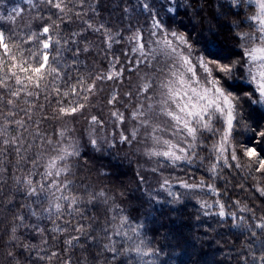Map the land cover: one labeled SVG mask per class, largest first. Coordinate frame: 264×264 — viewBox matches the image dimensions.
Masks as SVG:
<instances>
[{
    "label": "trees",
    "instance_id": "16d2710c",
    "mask_svg": "<svg viewBox=\"0 0 264 264\" xmlns=\"http://www.w3.org/2000/svg\"><path fill=\"white\" fill-rule=\"evenodd\" d=\"M65 3L71 11L59 20L58 16L64 14L47 0H0V30L25 36L57 20L60 37L69 41L61 51L64 64L72 65L76 60L81 73L107 74L113 70L114 58H118L115 68L122 67L123 73L118 79L97 81L96 93L90 95L84 102L85 108L75 116L53 118L54 94L46 100L41 93L32 107L24 103L33 101L32 97L22 96L18 101V116L9 119L26 118L21 109L32 113L28 131L23 132L25 146L30 144L31 148L27 152L21 149L27 161L41 154L44 160L54 155L49 145L41 148V140H56L61 130L67 139L78 144L79 155L71 159L72 171L66 179L82 199L79 212L69 214L65 209L60 219L54 213L50 218L45 211L46 194L36 202L35 197H27L16 184V177L24 176L31 163L18 162L14 148L6 153L0 151V264H145L149 260L153 264H264L260 260L264 255V229L256 227L257 223H264V196L257 191L258 185L264 186V172L255 171L257 164L244 155L246 147H255L264 158V137L258 135L264 131V105L253 104L245 94L252 93L254 99L258 98L254 86L248 83L239 39V33L252 31L248 17L254 13L255 6L247 0H240L239 6H233L232 0H65ZM145 3L149 5L147 10ZM16 8L21 10V15L9 20ZM154 14L166 28L183 32L189 38L194 56L210 53L222 62H240L232 79L226 81L229 90L240 97L239 114L233 122L232 147L225 153L228 166L221 160L215 173L210 170L216 161L212 145L219 142V132H203L196 149L197 158L191 164L179 162L175 166L163 158L145 154L151 143L145 139L143 129L131 144L120 142L121 132L130 137L138 126L132 112L143 99L137 95L143 83L141 77L153 74L144 64L129 71L135 68L138 56L132 51L134 45L129 37L140 30L145 40H149ZM88 23L93 26L91 29ZM97 28L100 30L95 31ZM73 33L80 35L73 37ZM108 36L112 37L110 42ZM77 47L78 57L72 51ZM197 72L202 74V69L197 68ZM0 95L9 98L3 90ZM113 95L116 100L109 104ZM3 107L0 103V108ZM114 111L123 113L122 124L112 115ZM93 115L102 121V127L90 124ZM214 127L222 130L223 122L217 118ZM8 131L11 136H17L23 130L13 125ZM37 131L40 137L35 135ZM92 138L97 139L98 147L92 146ZM2 140L0 137V146ZM233 147L237 160L231 159ZM164 180L169 184L162 187ZM181 181L190 184L203 181L204 185H212L218 195L207 187L184 188ZM100 192L105 196L89 202V194ZM216 201L224 205L225 219L219 217ZM204 202L211 207H201ZM242 208L247 210L241 211ZM118 213L127 217L126 228L142 225L140 239L156 255L138 257L134 252L121 251L113 260L112 254L104 251V244L109 243L106 237L118 223L113 216ZM230 213L236 214V221ZM18 216L25 218L23 225ZM81 224L85 226L83 234L74 231ZM13 227L20 238L18 243L10 241ZM57 228L64 231H56ZM72 236L80 239L70 246L67 241ZM113 239L120 249L133 243L119 237ZM19 244H27L28 250ZM53 252L57 255L51 257ZM37 254L51 259L39 260Z\"/></svg>",
    "mask_w": 264,
    "mask_h": 264
},
{
    "label": "snow or ice",
    "instance_id": "6c2138e0",
    "mask_svg": "<svg viewBox=\"0 0 264 264\" xmlns=\"http://www.w3.org/2000/svg\"><path fill=\"white\" fill-rule=\"evenodd\" d=\"M47 3L59 13L64 14L58 16L59 20H63L67 12L71 11L67 9L65 0H47ZM239 3L240 0H232L233 6H239ZM247 3L255 6L254 13L248 17L252 31L239 33V39L248 83L254 86L258 98L254 99L252 93L245 94L253 104L264 105V0H247ZM144 8L147 10L149 5L145 3ZM20 15L19 8L13 9V15L9 16V20L14 21V17ZM87 26L90 29L93 27L91 23ZM151 27L150 39L147 41L140 30H136L129 37L134 45L133 53H138L135 68H129V71H134L144 64L152 70L153 74L141 77L143 83L139 86L137 95L143 99L132 112V119L137 121L138 126L132 130L130 137L121 132L120 142L131 144L137 140L140 130L143 129L146 134L145 139L151 143V147L146 150L145 154L150 158H163L175 166L179 162L191 164L197 158L196 149L201 143L200 136L203 132L213 134L219 132V142L212 145L216 161L212 163L210 170L215 173L221 160L225 166H228L225 153L229 147H232L233 122L239 114L237 108L240 97L229 90L226 81L232 79L240 62H222L212 57L210 53L207 56L205 54L194 56L193 45L189 38L183 32L166 28L155 14L152 17ZM59 28L60 24L57 20H51L39 31H32L25 36H17L0 30V90L9 94L7 99L0 95V103L4 104V107L0 108V117L3 119V124L0 126V137H3L0 151L6 153L9 148H14L19 158L18 162L31 163V168L24 176L16 177V184L27 197H35L36 202H40L41 195L46 194L47 208L45 211L50 218L54 213L57 220L62 217L65 209L69 214L73 211L79 212L82 197L72 191L71 181L66 179L72 171L71 159L79 155V146L76 142L67 139L65 131L61 130L57 134L58 139L44 138L41 140V148L43 149L44 144L49 145L54 155H48L44 160L41 154L27 161L21 149L27 152L31 148L30 144L25 146L23 132L28 131V121L31 120L32 113L21 109L25 112L26 118L13 120L9 117L18 116L16 109L22 96L33 98V101H24L32 107L34 100L38 99L41 93L46 100H49L52 94L55 95L54 119L75 116L85 108L84 102L89 100L90 95L96 93L97 81L118 79L123 73L122 67L115 68V64L119 62L118 58H114L113 70L107 74L103 72L95 75L90 72L81 73L76 60L72 65L64 64L61 51L69 41L60 37ZM94 30L99 31L100 29ZM53 33L56 34L55 38ZM72 35L75 37L80 33ZM107 40L110 42L112 37L108 36ZM71 42L76 43L75 40ZM72 51L74 56H79L78 47ZM84 51L87 49L85 48ZM197 68L202 69V74L197 72ZM73 72L76 73L75 76L72 75ZM214 73L220 75H214ZM128 95L131 96V93ZM115 100L116 96L113 95L108 103L112 104ZM112 115L118 123H123V113L114 111ZM217 118L224 121L225 127L222 130L214 127V121ZM89 122L92 125L103 126L102 121L98 120L95 115L91 116ZM13 125L23 130L17 136L9 134L8 130ZM37 128H39L38 122ZM35 135L40 137L41 134L37 131ZM258 135L264 137V131H260ZM91 144L93 147H98L97 139L92 138ZM244 155L257 164L255 171L264 172V158L258 155L255 147H246ZM231 159L237 160L234 147ZM236 166L240 167L239 163ZM41 168L43 170L39 171ZM37 175L40 177L39 180L34 179ZM61 177L65 179L62 180ZM180 183L187 189L207 187L218 195L212 185H204L203 181L199 184H190L187 181ZM168 184L169 181L164 180L162 187ZM257 191L264 196V186L258 185ZM169 195L173 194L169 191ZM97 196L104 197L105 194L103 192L89 194V202L95 200ZM173 199L178 200L179 197L173 196ZM216 203L220 208L219 217L225 219L224 205L219 201ZM201 207L207 209L211 205L204 202ZM246 210V208L241 209V211ZM33 215L36 213L33 212ZM230 215L233 221L237 220L235 213H230ZM17 219L22 225L24 224L23 216H18ZM239 219L243 221V217ZM113 220H118V223L112 226L111 234L106 237L109 243L103 246L105 252L112 254L113 260L121 254V251L134 252L138 257H151L157 254L155 250L146 245L143 239H140L139 228L142 225L137 228H126L129 221L126 216L119 213L113 216ZM256 227L264 229V223H257ZM55 230L64 231L59 228ZM84 230L85 226L82 224L74 229L81 234ZM16 231L17 229L13 227L10 241L18 243L20 238L16 235ZM38 231L42 232L43 229H38ZM252 234L256 235L255 232ZM113 237H119L123 241H133V243L120 249ZM79 239V236H72L67 243L71 246L73 241ZM19 246L25 250L29 248L27 244H19ZM56 255L57 253L53 252L51 257ZM51 257L37 254L39 260H50ZM260 260L264 261V255H261ZM145 264H153V262L149 260L145 261Z\"/></svg>",
    "mask_w": 264,
    "mask_h": 264
},
{
    "label": "rangeland",
    "instance_id": "374dc122",
    "mask_svg": "<svg viewBox=\"0 0 264 264\" xmlns=\"http://www.w3.org/2000/svg\"><path fill=\"white\" fill-rule=\"evenodd\" d=\"M219 119H220V118H219ZM220 120L223 122V125H224V121H223L222 119H220ZM224 127H225V125H224ZM229 148H230V147H229ZM229 148H228V149H229Z\"/></svg>",
    "mask_w": 264,
    "mask_h": 264
}]
</instances>
